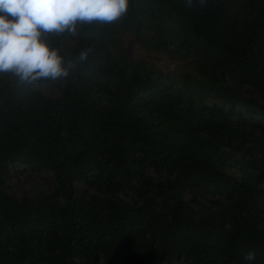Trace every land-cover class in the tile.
<instances>
[{
    "label": "trees",
    "instance_id": "trees-1",
    "mask_svg": "<svg viewBox=\"0 0 264 264\" xmlns=\"http://www.w3.org/2000/svg\"><path fill=\"white\" fill-rule=\"evenodd\" d=\"M48 43L75 65L57 95L0 76V264H264V0H129ZM18 165L51 186L12 192Z\"/></svg>",
    "mask_w": 264,
    "mask_h": 264
},
{
    "label": "clouds",
    "instance_id": "clouds-1",
    "mask_svg": "<svg viewBox=\"0 0 264 264\" xmlns=\"http://www.w3.org/2000/svg\"><path fill=\"white\" fill-rule=\"evenodd\" d=\"M128 4L129 0H0V76L11 75L25 87L69 78L75 65L50 46L49 37L75 35L78 22L117 21ZM91 52L81 50L78 61L86 62ZM255 258L254 251L244 256L248 264Z\"/></svg>",
    "mask_w": 264,
    "mask_h": 264
},
{
    "label": "rangeland",
    "instance_id": "rangeland-1",
    "mask_svg": "<svg viewBox=\"0 0 264 264\" xmlns=\"http://www.w3.org/2000/svg\"><path fill=\"white\" fill-rule=\"evenodd\" d=\"M116 44V51L125 54L129 61H144L153 66L159 73L169 75L175 72H186L188 70L187 61L181 60L173 55L155 52L146 49L142 40L143 37L130 32H118L113 36ZM72 42L67 41V47H72ZM111 48V47H110ZM57 81H42L38 83V88L47 95H57ZM206 102L213 103L217 100L206 98ZM52 175L45 172H37L25 168L24 165H18L8 176V184L10 190L14 193L21 194L22 192L35 193L44 185L51 186ZM99 264H102L99 262ZM177 264H191L190 262L181 259Z\"/></svg>",
    "mask_w": 264,
    "mask_h": 264
}]
</instances>
